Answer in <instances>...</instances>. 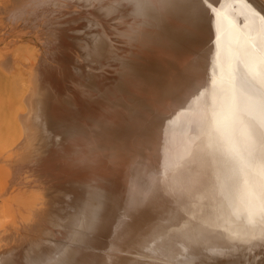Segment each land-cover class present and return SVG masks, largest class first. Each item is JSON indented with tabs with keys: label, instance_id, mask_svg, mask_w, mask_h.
<instances>
[{
	"label": "bare ground",
	"instance_id": "1",
	"mask_svg": "<svg viewBox=\"0 0 264 264\" xmlns=\"http://www.w3.org/2000/svg\"><path fill=\"white\" fill-rule=\"evenodd\" d=\"M108 1L137 47L122 54L106 33H91L108 73L82 81L92 107L80 122L56 124L82 191L56 264H264V6ZM119 108L140 118L128 119L134 130H116Z\"/></svg>",
	"mask_w": 264,
	"mask_h": 264
},
{
	"label": "rangeland",
	"instance_id": "2",
	"mask_svg": "<svg viewBox=\"0 0 264 264\" xmlns=\"http://www.w3.org/2000/svg\"><path fill=\"white\" fill-rule=\"evenodd\" d=\"M15 1L0 0V263L8 259L6 264H33V257L43 258L48 253L47 264H56L54 248L68 244L69 210L74 209L76 193L82 192L79 175L65 160L68 144L56 124L80 122L84 109L92 107V96L87 98L81 90L82 81L94 71L108 73L99 67L93 39L106 33L113 48L128 54L135 51L138 38L135 32L125 30L123 20L119 26L120 13L110 8L108 0H84L81 6L85 8L80 6L83 0ZM208 1L210 9H217L213 4L220 3ZM252 2L264 6V0ZM91 33L98 36L93 38ZM119 64L116 61L114 66ZM172 79L171 93L176 83ZM170 92L162 95L171 97L172 103L176 95ZM149 94L154 92L138 95ZM153 95L147 98L155 105L158 100ZM183 96L188 99L192 95L185 92ZM117 116L119 121L113 118L116 130H134L128 119L140 120L124 109ZM155 170L154 175L159 173ZM56 207L61 210H54ZM71 246L76 251L100 250L93 244ZM145 255L147 261H153V254Z\"/></svg>",
	"mask_w": 264,
	"mask_h": 264
}]
</instances>
